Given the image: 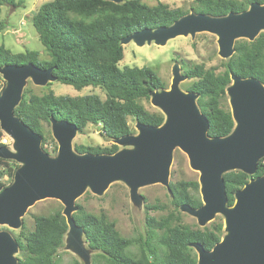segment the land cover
<instances>
[{
    "label": "trees",
    "instance_id": "trees-1",
    "mask_svg": "<svg viewBox=\"0 0 264 264\" xmlns=\"http://www.w3.org/2000/svg\"><path fill=\"white\" fill-rule=\"evenodd\" d=\"M25 0H0V9L23 7ZM264 4V0H192L190 12L171 9L163 3L148 6L140 0H125L115 4L105 0H52L39 6L31 17L38 40L49 60L38 59L36 51L12 53L0 45V67L22 66L32 63L46 69L53 68L55 81L81 90L87 86L97 87L105 94L81 97L55 96L52 91L41 96L24 92L14 115L29 129L42 137V149L54 157L57 148L45 147L43 123L49 119L73 123L78 133L87 125L97 126L105 141L133 134L128 118L135 122L159 127L164 116L150 113L139 103L148 100L154 91L166 89L163 81L147 67L118 68L123 58L120 42L143 29L154 30L168 27L189 13L210 17H224L229 13H241L250 4ZM1 12V11H0ZM0 23V32L4 29ZM233 55L223 63L224 70L216 74L203 65L183 64L182 74L192 84L186 89L197 95L196 104L208 121L207 136L226 137L234 129V122L227 104L226 89L230 76L241 79L254 78L264 85V32L252 42L235 41ZM5 82L0 76V93ZM2 131L0 130V146ZM77 154H113L119 150L111 147L73 146ZM13 161L0 159V191L7 185L3 177L13 179L18 167ZM264 174V158L253 176L240 171L223 174L228 206L234 202V194L252 178ZM170 204L173 212L160 218L149 215L162 207L145 204V236L125 238L115 229L104 214L86 213L81 207L73 213V219L83 231L82 238L91 254L90 264H196V253L191 247L199 244L210 250L224 236L222 224L211 228H190L181 223L180 206L192 209L202 204L197 181L179 180L169 183ZM68 231L65 218L57 210L49 216H34L33 230L16 238L19 251L17 264H57L58 250L63 246ZM131 248L136 249L135 253ZM73 264H80L74 261Z\"/></svg>",
    "mask_w": 264,
    "mask_h": 264
},
{
    "label": "water",
    "instance_id": "water-1",
    "mask_svg": "<svg viewBox=\"0 0 264 264\" xmlns=\"http://www.w3.org/2000/svg\"><path fill=\"white\" fill-rule=\"evenodd\" d=\"M115 4L125 0H105ZM192 1V0H190ZM264 32V4L252 3L241 13L210 17L189 13L168 27L143 29L121 40V46L133 41L138 46L154 42L165 45L177 37L192 38L196 33L217 36L218 56L230 58L235 41L252 42ZM53 68L42 69L32 63L0 67L5 82L0 93V129L14 140L10 151L0 146V159L14 161L16 169L12 182L0 191V225L20 227V219L34 203L55 199L63 205L62 216L71 236L70 244L82 253L83 231L73 219L75 201L89 188L101 195L116 181L123 182L132 196L139 198V187L160 184L169 192V168L172 153L179 149L185 154L189 167L198 172L201 206L186 205L179 210L205 227L215 215L224 217V236L212 249L201 245L191 247L196 264H264V174L252 178L234 194L227 204L223 174L240 171L253 176L258 162L264 158V85L254 78L241 79L231 75L226 89L234 129L226 137L207 136L208 121L197 107V95L183 92L180 82L187 79L180 67L172 68L168 89L154 91L150 103L164 116L159 127L135 123L136 135L130 134L113 144L130 149L113 154H77L71 141L77 133L73 123L49 119L51 134L57 143L54 157L41 147L42 137L33 132L14 115L28 79L36 86L55 81ZM19 251L17 240L0 231V264H17L14 254ZM89 252V251H88Z\"/></svg>",
    "mask_w": 264,
    "mask_h": 264
},
{
    "label": "rangeland",
    "instance_id": "rangeland-1",
    "mask_svg": "<svg viewBox=\"0 0 264 264\" xmlns=\"http://www.w3.org/2000/svg\"><path fill=\"white\" fill-rule=\"evenodd\" d=\"M52 0H25L24 6L11 10L8 7L0 9V23L4 29L0 32V45L12 53H23L26 50L36 51L38 59L48 61L49 57L38 40V35L31 24V17L45 2ZM141 3L148 6H154L157 3H163L171 9H181L190 12V0H140ZM123 58L117 64L118 68H150L165 84L166 89L169 88L172 80V68L175 64L180 67L182 74L183 64L189 66L203 65L205 69H212L216 74L221 73L224 59L218 56L217 36L210 33H196L194 37H177L168 40L165 45H155L154 42L145 43L143 46L136 45L133 41L122 45ZM193 80L184 79L179 84L181 91L192 84ZM52 91L55 96L81 97L87 95H97L101 100L105 99V94L97 87L87 86L81 90H75L73 87L53 81L43 86H36L30 79L27 80L23 92L29 96L31 94L41 96ZM227 96V95H226ZM228 98V96H227ZM139 103L144 109L150 113L162 114L161 111L152 106L150 98L148 100H140ZM228 104V99H227ZM229 106V104H228ZM163 115V114H162ZM135 120L128 118V125L132 133L136 135ZM1 130V129H0ZM2 131V130H1ZM43 133L45 139V147L49 150L53 147L57 148V143L52 137L50 123H43ZM1 143L10 151L15 152L13 148L14 140L2 131ZM72 149L75 145H83L86 147H111L112 141H105L99 134V128L93 125H87L81 133H76L71 141ZM122 149H130L131 147H120ZM13 167H19L20 164L13 161ZM198 172L192 170L184 153L179 149H175L172 153V160L169 168V181L175 182L179 180L197 181ZM2 182L7 186L12 180L3 177ZM139 198L131 195L128 187L121 181L112 182L101 195H94L87 188L84 193L75 201L76 211L81 207L84 212L99 215L104 214L111 221L119 234L125 238H143L145 236V209L144 205L151 204L162 207V210L150 211L149 215L160 218L173 212L170 204L169 193L167 189L160 184H152L139 187L136 191ZM63 205L55 199H44L34 203L27 209L20 219V227L12 229L6 225H0V231L10 233L15 239H21L22 233L33 230L34 216H49L55 211L62 212ZM75 211V212H76ZM181 223L190 228L202 229L196 219L186 213L180 212ZM222 224L224 231V217L220 214L214 216L212 221L207 223L205 227L211 228L214 225ZM204 228V227H203ZM225 234V233H224ZM71 236L66 233L63 246L58 250L56 261L57 264H73L74 261L80 264H90L91 254L88 252L85 243L82 241V253H78L70 244ZM135 253L136 249L131 248ZM17 254L13 256L16 257Z\"/></svg>",
    "mask_w": 264,
    "mask_h": 264
}]
</instances>
